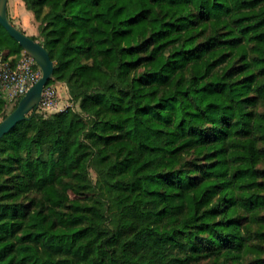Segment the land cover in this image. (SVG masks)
I'll use <instances>...</instances> for the list:
<instances>
[{
    "label": "trees",
    "instance_id": "1",
    "mask_svg": "<svg viewBox=\"0 0 264 264\" xmlns=\"http://www.w3.org/2000/svg\"><path fill=\"white\" fill-rule=\"evenodd\" d=\"M20 1L79 109L0 140V264H264V0Z\"/></svg>",
    "mask_w": 264,
    "mask_h": 264
},
{
    "label": "water",
    "instance_id": "2",
    "mask_svg": "<svg viewBox=\"0 0 264 264\" xmlns=\"http://www.w3.org/2000/svg\"><path fill=\"white\" fill-rule=\"evenodd\" d=\"M0 24L23 47L24 51L35 59L41 69L39 80L28 89L17 106L10 113L4 112L5 117L0 122L1 140L19 122L26 119L29 114L35 113L36 108L41 103L44 89L50 80H55L56 85H61L62 82L56 80L55 62L52 60L48 50L10 20L8 0H0Z\"/></svg>",
    "mask_w": 264,
    "mask_h": 264
},
{
    "label": "built area",
    "instance_id": "3",
    "mask_svg": "<svg viewBox=\"0 0 264 264\" xmlns=\"http://www.w3.org/2000/svg\"><path fill=\"white\" fill-rule=\"evenodd\" d=\"M37 65L35 59L27 53L14 66L0 54V93L7 103L4 112L8 113L10 107H14L28 89L39 80L41 69ZM58 105L57 86L47 85L35 113L49 116L54 113Z\"/></svg>",
    "mask_w": 264,
    "mask_h": 264
},
{
    "label": "rangeland",
    "instance_id": "4",
    "mask_svg": "<svg viewBox=\"0 0 264 264\" xmlns=\"http://www.w3.org/2000/svg\"><path fill=\"white\" fill-rule=\"evenodd\" d=\"M10 6H11V11L10 12L12 14H15V11L21 9V7H18V5L15 4L14 0H12L10 2ZM23 18L15 17V18H12V19H14L18 25H22ZM56 86H57V100H58L59 105L56 108V110L54 111V113H56L58 111H61V110L65 109L68 106H72V107H74L76 109H79V105L74 103L73 100L71 99V96L69 94L68 87L66 86V84L62 83L61 85H56ZM15 107H16V105L14 107L11 106L8 113H10ZM4 117H5V115L3 114V116L0 117V122L4 119ZM91 176H92V178L94 180H96L97 175H96L95 171L92 170V169H91Z\"/></svg>",
    "mask_w": 264,
    "mask_h": 264
},
{
    "label": "crops",
    "instance_id": "5",
    "mask_svg": "<svg viewBox=\"0 0 264 264\" xmlns=\"http://www.w3.org/2000/svg\"><path fill=\"white\" fill-rule=\"evenodd\" d=\"M15 4L18 5V7H21V9L15 11V14H12L10 12V17L11 18H15V17H21L23 18L22 20V25H18L16 23V21L13 19V23L18 27L23 29L26 34H28L29 36H35L37 34V28L34 24V16L31 12L27 11L24 7V5L22 4V2L20 0H14ZM9 11H11V6L9 3Z\"/></svg>",
    "mask_w": 264,
    "mask_h": 264
}]
</instances>
